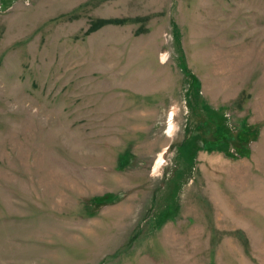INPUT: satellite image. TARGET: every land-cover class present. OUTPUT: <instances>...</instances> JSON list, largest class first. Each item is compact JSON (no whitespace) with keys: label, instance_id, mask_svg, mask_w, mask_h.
I'll return each mask as SVG.
<instances>
[{"label":"rangeland","instance_id":"1","mask_svg":"<svg viewBox=\"0 0 264 264\" xmlns=\"http://www.w3.org/2000/svg\"><path fill=\"white\" fill-rule=\"evenodd\" d=\"M0 264H264V0H0Z\"/></svg>","mask_w":264,"mask_h":264}]
</instances>
